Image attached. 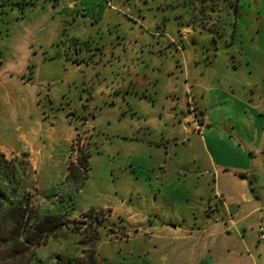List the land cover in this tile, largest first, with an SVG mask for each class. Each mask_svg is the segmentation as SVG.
<instances>
[{
	"label": "rangeland",
	"instance_id": "rangeland-1",
	"mask_svg": "<svg viewBox=\"0 0 264 264\" xmlns=\"http://www.w3.org/2000/svg\"><path fill=\"white\" fill-rule=\"evenodd\" d=\"M187 96L196 118H152ZM228 135L249 162L223 154ZM0 154L22 200L67 226L30 264L89 251L98 264H205L186 253V226L217 203L215 170L248 167L236 181L264 207V0H0ZM251 224L246 243L264 247Z\"/></svg>",
	"mask_w": 264,
	"mask_h": 264
},
{
	"label": "crops",
	"instance_id": "crops-1",
	"mask_svg": "<svg viewBox=\"0 0 264 264\" xmlns=\"http://www.w3.org/2000/svg\"><path fill=\"white\" fill-rule=\"evenodd\" d=\"M184 93L186 96V91H184ZM188 98L189 97L187 96V99L185 98L183 103L180 102L181 105H179V109H177L178 105L174 101H171V103L167 105H162L160 109L161 111L158 108L156 115L152 118H166V120L172 121L173 124L175 120L174 118H184V120H186V118H196V113H188L187 115L184 113L186 111V104L190 105ZM201 106L202 108H206L204 110L200 109L201 118H204L205 120L200 122V125L202 124L201 130L198 131V128H196V130L199 133L202 132V134L206 136L209 135L211 131L208 130L206 126L212 124V116L207 111L209 104L207 105V103H205L201 104ZM139 109L141 110V108ZM139 109H136V113L141 114L138 118H151L148 117L149 111L145 110L143 113V111H139ZM188 110L190 111V109ZM177 111L179 112V116L177 115ZM150 128H148V130H150ZM136 130L137 129H135V131ZM230 136L231 135H228L231 145L223 154L234 158H240L241 160L246 161V163L249 162L250 160L247 156L249 150L241 147L240 138L233 137V140L235 139L234 142ZM232 136H234L233 133ZM219 139L220 141H224L225 137L221 135ZM209 155L212 156V158L215 157H213L211 153ZM216 155L219 157V152ZM221 171V176L217 170H215L217 173L213 174V195L217 198V203L212 204L210 202L211 200L208 201L207 205H203L201 217L199 219L195 217L199 220V223L197 222L186 226V253L190 250L193 253L196 250L199 251L200 257L202 258L201 263L203 262L205 264H264V247L253 246L246 243V223L250 221L253 224L254 222H257V224H260L259 222L264 224V207L260 206L258 201L250 193L248 181L244 179L236 181V176L238 177L239 174L248 172V167L245 169H238V171L234 172L232 176L227 174L229 169L226 167H222ZM229 177L233 183H235L234 187L228 184ZM221 179L222 181L220 182ZM207 184L208 183H206V185ZM253 224H251V226H253ZM257 226L258 225H256V227ZM172 228H175V226H172ZM231 234H235V236L242 238L239 244L240 247H226L225 250L221 247L220 249L219 244L221 241L223 242L225 238L228 239ZM256 239L257 241H264L259 239L258 234ZM215 250L216 252L222 250V252L215 257L213 254L215 253ZM254 253L257 258L254 256ZM222 255H225L226 257H223Z\"/></svg>",
	"mask_w": 264,
	"mask_h": 264
},
{
	"label": "trees",
	"instance_id": "trees-1",
	"mask_svg": "<svg viewBox=\"0 0 264 264\" xmlns=\"http://www.w3.org/2000/svg\"><path fill=\"white\" fill-rule=\"evenodd\" d=\"M0 154V175H5L9 186L0 182V264H30L35 248L43 245L56 231L67 227L61 216L37 215L35 209L18 195L20 181L14 167L9 166ZM85 177L88 172V156L81 161ZM71 165L67 167L66 180L74 176ZM10 176V177H9ZM13 184V188L10 186ZM85 263L98 264L93 251L86 253ZM61 257L49 264H79Z\"/></svg>",
	"mask_w": 264,
	"mask_h": 264
},
{
	"label": "built area",
	"instance_id": "built-area-1",
	"mask_svg": "<svg viewBox=\"0 0 264 264\" xmlns=\"http://www.w3.org/2000/svg\"><path fill=\"white\" fill-rule=\"evenodd\" d=\"M257 234L259 239L264 240V224H260L257 228Z\"/></svg>",
	"mask_w": 264,
	"mask_h": 264
}]
</instances>
